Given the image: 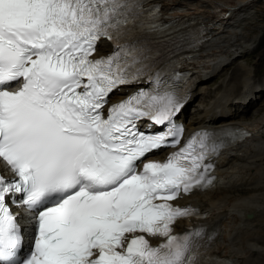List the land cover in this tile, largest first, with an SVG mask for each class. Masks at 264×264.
Here are the masks:
<instances>
[{"label":"snow or ice","instance_id":"1","mask_svg":"<svg viewBox=\"0 0 264 264\" xmlns=\"http://www.w3.org/2000/svg\"><path fill=\"white\" fill-rule=\"evenodd\" d=\"M156 16L143 0H0V161L14 173L0 175V264H223L200 230L173 234L197 214L173 201L211 185L207 161L233 133L202 130L180 146L182 86L141 39ZM101 39L113 51L95 58ZM163 147L178 150L145 162ZM13 208L35 213L24 256Z\"/></svg>","mask_w":264,"mask_h":264},{"label":"bare ground","instance_id":"2","mask_svg":"<svg viewBox=\"0 0 264 264\" xmlns=\"http://www.w3.org/2000/svg\"><path fill=\"white\" fill-rule=\"evenodd\" d=\"M160 3V8L166 19H173L181 17V15H186V19L197 20L201 22L203 25H208L210 27L212 36L217 40L219 45L213 44L211 49L216 51L221 47H224L222 51L223 54L232 55L235 51H231L232 43L227 41L226 34L230 31L232 35L228 38L234 36V32L237 31L238 27H241V23L239 22V17L242 14L245 15V7L250 4L252 0H157ZM206 1L212 2L211 5H207ZM205 4H204V3ZM228 9V15L224 14L226 7ZM216 14L215 18L212 16ZM244 30V28H242ZM206 38L203 43L194 49L192 58L193 62L198 66H204L207 63L198 62V59L202 58L205 54L209 53V45L213 43V37ZM233 38V37H232ZM190 50L189 48H185ZM168 56H172V53L169 52ZM219 56V55H215ZM232 58V57H231ZM233 60V58L231 59ZM230 62V61H229ZM232 62V61H231ZM211 66V64H210ZM255 85H252V87ZM250 97V96H248ZM243 109V108H242ZM243 113V110H242ZM244 114V113H243ZM246 123L248 122L246 118H243ZM239 117H236V119ZM254 122V121H253ZM255 132H262L264 135V122L262 118L260 120H256V123L252 125ZM255 143L258 144V140H255ZM263 149V148H262ZM224 159V158H223ZM221 160L218 169L217 179L219 183H217L214 187L207 188L205 190L200 191V196L198 200L211 211L220 210L221 214L224 216L223 228H222V244L224 245V252L227 255H233V253L237 250L236 240L240 241V248L247 250V255L251 258L249 264H261L260 260L264 258V248L263 244L258 243L259 240H263L262 234L258 236L257 234L264 233V228L249 230L247 229V224L241 219V214L246 213V211L252 210L255 212L259 210V207H255L254 203L257 201H264V192L261 190L264 186V181H262L261 168H254V176H252L253 187L238 189L234 188L236 184H242L243 180L247 183H251L247 181L245 175L242 178L240 174L242 168H239V165L232 161L229 157L225 160ZM244 159L243 155H238L235 160L241 161ZM250 171V170H247ZM252 175V174H251ZM250 178V176H249ZM227 182V187H224L222 184L223 181ZM215 184V183H214ZM241 192L244 194L243 197L237 196L232 197L231 193ZM246 198H255L254 201H245ZM258 198V199H257ZM253 221V220H252ZM264 224V218H263ZM256 222V221H255ZM233 228V234L230 238L225 237V229L229 231ZM254 231V232H252ZM241 232H250L248 234V238H242L238 236ZM254 250V252L252 251ZM264 263V261H263Z\"/></svg>","mask_w":264,"mask_h":264},{"label":"rangeland","instance_id":"3","mask_svg":"<svg viewBox=\"0 0 264 264\" xmlns=\"http://www.w3.org/2000/svg\"><path fill=\"white\" fill-rule=\"evenodd\" d=\"M209 5L212 4V2H210L209 4V1H206ZM204 3V2H203ZM205 4V3H204ZM246 13L245 15L242 14V16L239 17V22L241 23V27L244 28L243 31H249L250 29L253 28L254 24L256 25V27H258V25H260L261 23H264V0H252L250 2V4H248V6L245 7V10H244ZM245 21L247 22V25H245ZM242 30V29H241ZM255 33L258 32V30H255L254 31ZM258 47H263L264 48V33H262L260 35V42L258 44ZM257 47V48H258ZM242 48H245V47H242ZM255 48L253 49V52L256 53V52H259V50ZM244 55H248V54H244ZM232 60H230L229 63H231ZM234 70L235 71H239L240 68L239 67H234ZM253 84H249V89H250V92H253V94L256 92V86H253ZM263 95H261L259 101L257 103H255L256 105L252 108V110L249 112L248 108L245 106V107H242L243 109V113H247L245 114V118L251 122L255 121V120H260V118L262 117L261 115H263V112H264V91L262 93ZM250 97H248V100H252V96L249 95ZM248 104V103H247ZM249 112V113H248ZM259 168H261V176H262V181H264V164H262ZM254 170V169H253ZM247 172H250V171H247ZM250 176V178H249ZM252 176H254V172L252 171V175H245V178H247V181L248 182H251L253 183V180H250L252 179ZM251 187H253V184L251 185ZM249 187V188H251ZM264 188L262 187L261 190H263ZM230 195H232V197H237V196H241L243 197L244 194H242L241 192H235V193H231ZM237 195V196H236ZM258 199V198H257ZM254 201L256 200L255 198H246L245 201ZM260 206V205H259ZM258 205L255 206V207H259ZM263 220V219H262ZM257 221L256 219L253 220V222L256 224ZM262 230L264 228V224L263 226L261 227ZM255 229H260V228H255ZM263 232V231H262ZM262 232L260 233V235L262 234ZM261 242V240L258 241V243ZM263 248H264V244H263ZM261 264H264L263 261H264V258L260 260Z\"/></svg>","mask_w":264,"mask_h":264}]
</instances>
